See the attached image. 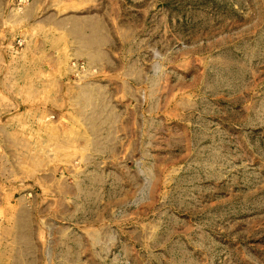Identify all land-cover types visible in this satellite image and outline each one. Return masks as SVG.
I'll return each instance as SVG.
<instances>
[{
	"label": "rangeland",
	"instance_id": "obj_1",
	"mask_svg": "<svg viewBox=\"0 0 264 264\" xmlns=\"http://www.w3.org/2000/svg\"><path fill=\"white\" fill-rule=\"evenodd\" d=\"M0 264H264V0H0Z\"/></svg>",
	"mask_w": 264,
	"mask_h": 264
}]
</instances>
